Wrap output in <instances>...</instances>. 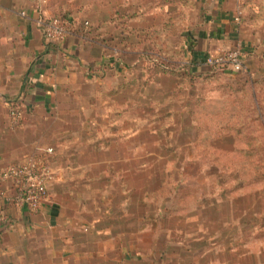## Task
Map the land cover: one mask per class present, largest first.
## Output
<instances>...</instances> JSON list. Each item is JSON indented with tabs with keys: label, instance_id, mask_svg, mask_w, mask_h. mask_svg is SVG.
<instances>
[{
	"label": "crops",
	"instance_id": "1",
	"mask_svg": "<svg viewBox=\"0 0 264 264\" xmlns=\"http://www.w3.org/2000/svg\"><path fill=\"white\" fill-rule=\"evenodd\" d=\"M212 1L215 10L202 11L208 25L203 45L192 50L195 61L201 55L206 61L207 52L217 51L214 45L231 48L236 38L233 13L224 1ZM101 10L105 6L97 0H0V172L27 156L55 149L51 157L55 181L49 200L36 214L11 206L8 223L0 222V264H177L176 257L184 254L201 256L188 250L174 256L163 253L157 244L144 245L147 226L161 219H146L150 205L142 197L134 198L145 193L143 136L136 133L130 142L122 143L113 133L133 125L120 122L127 111L117 101L126 91L123 84L132 78L127 66L136 63L137 57L114 53L112 46H103L92 35L83 39L78 29L57 46L45 40L40 26L44 18L62 11L72 19L87 13L100 17L96 11ZM151 18L152 26L159 24L157 17ZM96 29L103 28L99 24ZM158 47L164 53H176L168 42ZM165 80L173 85L170 89L177 86L175 78L157 76L150 92V87L145 92L151 101L169 91L157 88ZM126 100L142 104L144 98ZM14 101L24 111L19 128L13 127L9 112ZM129 147L134 150L127 154ZM165 205L159 210L167 214Z\"/></svg>",
	"mask_w": 264,
	"mask_h": 264
},
{
	"label": "rangeland",
	"instance_id": "2",
	"mask_svg": "<svg viewBox=\"0 0 264 264\" xmlns=\"http://www.w3.org/2000/svg\"><path fill=\"white\" fill-rule=\"evenodd\" d=\"M97 1L101 2L102 7L105 6V13L102 10L96 12H99L103 19L106 15V19H100L101 22L92 21V18L100 17L88 13L84 17L78 16L74 19L77 24L88 22L87 30L90 34L98 40H103L106 46H112L114 53L125 56L126 54L118 51L122 50L127 42L135 43L143 37H150L158 46L168 42L170 46L176 48L174 55L178 62L177 69L181 66L185 67L184 69L190 67L196 75L217 77L213 78L215 83L207 85L208 90L216 87L219 89L220 84L235 89L247 84L250 78L257 82L258 101L264 106V0H221L235 17L236 38L231 48L218 49L219 47L214 45L213 48L217 51L207 52L206 56L209 58L221 53L241 51L244 70L240 73L217 71L206 64L202 55L199 61L194 63L196 61L192 50L195 51L197 46L203 45L202 34H205L208 25L202 11L210 13L215 10L212 0H188L190 3L188 6L182 7L178 3L172 8L170 6V9L168 6H160L163 0ZM173 8L177 11L174 15L176 18H173L175 22L171 29L166 30L167 23L164 24V21L168 18L169 10L171 12ZM57 15L69 16V13L62 11ZM151 16L157 17L159 24L152 26ZM98 23L102 26V30L96 29ZM150 43L147 42L146 46H150ZM119 55H116L117 58H125ZM191 64L197 66L194 68ZM143 65L144 63L137 61L127 66L133 79L123 84L127 87L124 91L125 96L121 95L117 101L121 110L127 111L126 114L121 115L123 118L120 122L133 125L127 131L117 130L113 133L115 140H120L122 143L130 142L136 133L143 136L145 175L143 180L139 178L137 183L141 180L144 182L142 184L145 193L134 198L142 197L143 202L150 205V209L145 211L146 219L151 220L156 216L161 219L156 224L151 222L147 226L144 245L149 248L157 244L156 248L163 253L170 252L174 256H179L176 253L180 250L201 253L200 258H195L193 253L184 254L181 258L176 257L177 264H194V262H197L195 264H264V238L261 237V229L256 227L255 221L264 214V183L249 187L240 185L243 180L246 182L243 177L246 175L247 178L248 173L244 165L250 161L249 156L253 155L251 139L258 137V140L264 144L263 125L255 123V115L248 112L247 104L250 98L246 95L247 99H245L242 93L232 95L230 91H224L223 94L219 90L205 95L208 102H212L210 108L214 112L219 111L220 108L225 110L227 106L229 112L237 111L229 107H232L233 98H240L245 108L243 139H246L241 142L227 132L224 136L221 135L220 121L207 128L206 125L189 119L186 112H182L188 103V97L182 94L178 96L177 86L174 90L170 89L173 85L167 84L166 80L160 82L157 88H160V91L163 88L169 91L164 92L165 95L162 92L159 97H155V102L151 101L145 92L154 83L156 77L148 80ZM180 72L183 73L181 69ZM176 81L179 82L177 79ZM150 89L151 87L148 92ZM189 90L187 89L186 93ZM140 95L144 98L142 104L136 102L129 104V100H126L138 101ZM168 95L169 99L166 98ZM131 111H139L143 114H134V112L131 114ZM197 118L201 120L200 117ZM234 118L235 115H231L228 120L233 122ZM223 119L224 125H227L228 121ZM135 123L136 126L142 124L143 130L136 129ZM199 128H207L210 132H200ZM214 132H218L221 136L215 135ZM131 149L134 150L133 147H129L127 154L131 153ZM261 149H264V146H261ZM237 150L242 152L238 153ZM257 161L264 166V160ZM216 162L225 164L234 162L236 166L234 170L225 172ZM237 172L241 173V176ZM167 174L172 175V188L174 182H179L186 184L195 192L193 195L195 201H190L188 210L176 211L168 215L159 210L161 204H166L168 210L171 208L178 210V206L167 203V199L158 194L159 189L167 183ZM131 175L136 176L135 173ZM239 185L240 188L235 192L229 191L230 188ZM163 243L168 244V247H162ZM146 254L150 256L152 251ZM149 262L151 261H145V264Z\"/></svg>",
	"mask_w": 264,
	"mask_h": 264
},
{
	"label": "trees",
	"instance_id": "3",
	"mask_svg": "<svg viewBox=\"0 0 264 264\" xmlns=\"http://www.w3.org/2000/svg\"><path fill=\"white\" fill-rule=\"evenodd\" d=\"M163 4L160 6H168L170 9L176 5L181 4L182 7L188 6L190 3L188 0H163ZM175 9L173 8L170 12H168V18L165 20L164 24L167 23L166 30L171 29V27L174 25L175 19ZM180 15V14H179ZM78 30L76 31L77 35H79L83 39H91L90 38V32L87 30L88 28L85 27L84 24H81L78 26ZM94 40H97L96 37ZM148 38H140L135 43L127 42L125 44V47L122 50H119L118 53H123L126 55H135L137 57L138 63L143 62V67L145 68L147 79L152 80L157 76L165 75V76H173L179 82L177 83V89L176 94L179 96L182 94L183 96H187L188 103L185 105L186 114L189 119L192 121H197V123H202V125H206L208 128L211 124L217 123L220 121L219 125L220 127V133L224 136V134H232L236 139L240 140L241 142L246 141V139H243V116L244 114V105L240 101V98H233L232 107L236 110H231L229 112L228 106L225 108V110H222L221 108L219 111H213L210 107L212 105V102H208V99L205 97V95H208L209 93L215 92L219 90L224 94V91H230L232 95L236 94H243L244 98H246V95L250 98L248 101V112L252 115H255L254 122L255 123H261L264 128V106L258 101L257 97V82L253 79H248L247 84H243L242 87H237L235 89L231 88L232 86L228 85H219V89L212 88L211 90L207 89L208 84H213L216 81L213 78H217L216 76H207V75H199L194 72H192L189 69H184L185 67L179 66L180 69L183 71V73L180 72V69H177V60L176 56L172 54H167L161 51L158 47V45L155 43V41ZM99 43H101L103 46H106L103 40H97ZM150 43V48L146 49V43ZM194 53V52H193ZM194 63H197L194 62ZM191 67H196L197 65L191 64ZM187 68V66H186ZM179 71V72H178ZM199 80V81H198ZM185 82V84H184ZM219 83V82H218ZM186 85V87H185ZM187 89H190L189 92L186 93ZM264 102V101H263ZM216 104V103H215ZM252 106V109L250 107ZM227 111V112H224ZM231 115H235V118L233 122L229 121L228 118ZM197 117H200L201 120H198ZM228 121L227 125H224V119ZM222 123V124H221ZM236 125H235V124ZM218 125V126H219ZM218 126H216V129L218 130ZM200 129L198 131L200 132H210L209 129ZM215 129V130H216ZM227 132V133H226ZM215 135L221 136L218 134V132H214ZM251 144H253V148L251 149V154H253L250 157V161H247L244 165V168L247 171V178L246 175H244L243 179L245 178L246 182L243 180V182L240 183V185L249 187L253 184H260L264 183V166L261 165L260 162L257 160H264L262 159L264 157V149H261V146H264L258 140V137H254L251 139ZM238 153L242 152L241 150H237ZM218 165L222 168L223 171H232L235 169L236 163H230L225 164L224 162H216ZM239 176H241L239 172H237ZM242 181V180H241ZM173 184L172 181V175L167 174V183L163 185L159 191L158 194L161 197H164L167 199V203L171 204L173 203L175 206H178V210L175 208H171V210L166 209L167 215L170 213H175L176 211H186L189 209L190 201H195V197L193 196L195 192L191 190L186 184H182L179 182H174V188L171 187ZM239 186H235L233 188H230V192H235ZM257 222L256 227H259L261 229V237L264 238V214L261 217H258L255 219ZM261 223V224H260Z\"/></svg>",
	"mask_w": 264,
	"mask_h": 264
},
{
	"label": "built area",
	"instance_id": "4",
	"mask_svg": "<svg viewBox=\"0 0 264 264\" xmlns=\"http://www.w3.org/2000/svg\"><path fill=\"white\" fill-rule=\"evenodd\" d=\"M47 3L48 0H41ZM77 23L69 16L55 15L44 18L41 23L47 44L57 46L69 38ZM89 26L88 22L84 23ZM206 64L221 72L232 71L240 73L244 70L241 51L221 53L209 57ZM12 125L21 127L24 121L22 104L14 101L9 105ZM54 148L27 156L0 172V222L9 221L8 208L11 206L25 208L30 214L40 211L50 197V188L55 181V174L51 166Z\"/></svg>",
	"mask_w": 264,
	"mask_h": 264
}]
</instances>
